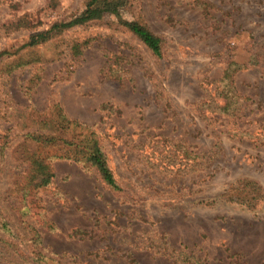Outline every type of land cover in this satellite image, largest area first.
Instances as JSON below:
<instances>
[{"label": "rangeland", "instance_id": "374dc122", "mask_svg": "<svg viewBox=\"0 0 264 264\" xmlns=\"http://www.w3.org/2000/svg\"><path fill=\"white\" fill-rule=\"evenodd\" d=\"M86 2L0 0V264H264V197L197 202L237 179L264 191V0H129L123 18L162 37L161 56L108 13L28 46ZM229 51L247 64L241 107L213 113ZM59 110L97 132L120 190L50 156L49 184L25 188Z\"/></svg>", "mask_w": 264, "mask_h": 264}, {"label": "trees", "instance_id": "16d2710c", "mask_svg": "<svg viewBox=\"0 0 264 264\" xmlns=\"http://www.w3.org/2000/svg\"><path fill=\"white\" fill-rule=\"evenodd\" d=\"M130 7L129 0H87L84 9L76 14L68 22H60L53 24L49 29L34 33L30 36V40L27 43L28 46H34L42 43L53 35L61 33L73 26L86 25L92 21L101 19L103 14H112L117 18V23L128 32L137 37L155 56H161L163 49V38L152 32L144 23L138 19H125L123 18V12ZM6 26V28L12 27ZM29 25L28 20L19 18L17 26L25 27ZM4 25L0 26V29ZM80 44H74L71 48L74 54L80 53ZM226 67L223 70L220 84L217 85L216 91L218 96L222 97L221 101L211 99L209 106L216 104L212 109L213 113L220 111H232L236 113L241 105L239 100L241 95L234 84V75L245 68L246 63H241L234 58L231 51L226 53ZM246 100V99H245ZM207 101V100H206ZM219 110V111H218ZM53 128L60 132L59 138L48 135L33 136L35 141L41 142L42 146L52 145L56 143V140H60L59 144H55L49 150H53L51 155L42 152H31L29 154V175L25 188H44L46 187L53 176V167L50 158L57 160H72L75 163L80 164L85 169H94L97 173L98 179L105 187L111 190H120V184L117 181L109 163L106 153L103 150L99 135L90 126L79 122L75 119L68 118L62 110H59L57 117L51 120ZM176 149L180 151L183 149V155L186 159H193L194 161H202L201 168L213 159V153L211 151L207 153H196L189 150V146L181 147L180 144L176 145ZM183 146V145H182ZM214 156V155H213ZM264 197V191L254 180L247 178L237 179L217 197L198 199L200 204H212L216 200L223 201L225 203H235L242 206H255ZM1 231V228H0ZM86 231L76 229L75 234H82ZM0 234V239H1ZM38 240V237L36 241ZM38 242V241H37ZM190 259L187 258V261ZM23 264H36L35 261L27 260ZM52 264H67L66 262L58 261Z\"/></svg>", "mask_w": 264, "mask_h": 264}]
</instances>
